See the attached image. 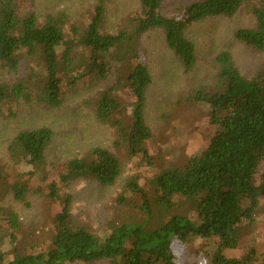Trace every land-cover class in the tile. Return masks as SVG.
<instances>
[{"label": "trees", "instance_id": "16d2710c", "mask_svg": "<svg viewBox=\"0 0 264 264\" xmlns=\"http://www.w3.org/2000/svg\"><path fill=\"white\" fill-rule=\"evenodd\" d=\"M28 1L0 0V68L16 73L23 56L37 59L44 83L43 95L38 98L51 108L61 107L68 93L86 86L92 89L115 74L117 82L96 98L86 100L85 105L101 123L116 130L115 144L137 157L147 156L145 143L152 138L145 112L153 77L138 52L143 34L162 29L168 47L190 72L197 64V51L186 36L189 25L208 17L233 16L248 0H197L186 7L181 18L164 13L165 0H140L138 12L130 19L131 27L117 33L106 31L111 0H95L93 16L83 34L78 36L73 27L72 37L66 31L65 13L48 14L40 22L36 2L30 0L28 5ZM261 2V7L253 9L255 26L240 28L235 36L264 52V0ZM76 59L82 70L70 74ZM215 61L216 79L198 85L186 101L207 104L218 131L203 153L190 157L184 165L165 168L154 178L164 206H171L176 195L188 198L200 215L199 221L180 213L157 215L136 176H130L126 186L144 200L140 205L145 215L142 221H122L104 236L77 221L72 212L73 196L68 191L71 182L84 177L101 186H113L123 174L122 159L98 146L86 155L66 160L60 182L50 185L46 193L58 209L51 216L50 245L30 252L19 247V215L11 210L13 232L8 240L12 249L0 250V264H179L175 241L186 243L195 236L217 241L212 264H248L250 256L231 258L224 250L239 244L237 225L253 220L264 199V171L256 179L264 166V80L244 76L230 51H221ZM124 88L132 96L130 102L120 96ZM20 99L31 100L23 82L0 81V102L9 104ZM53 138L51 127L26 128L16 134L8 151L18 168L40 165ZM0 187L1 196L12 195L22 204H30V186L20 179L6 181L2 169Z\"/></svg>", "mask_w": 264, "mask_h": 264}, {"label": "rangeland", "instance_id": "374dc122", "mask_svg": "<svg viewBox=\"0 0 264 264\" xmlns=\"http://www.w3.org/2000/svg\"><path fill=\"white\" fill-rule=\"evenodd\" d=\"M34 1L40 22L48 14L65 13L68 16L66 31L69 37H72L73 27L78 30V36L83 34L95 7V0ZM194 1L197 0H165L164 13L181 18L186 7ZM262 5L261 0H248L233 16L208 17L189 25L186 36L195 43L197 51V64L190 72L184 70L168 47L162 29L143 34L139 43V59L147 65L153 77L145 112L147 124L152 130V138L145 143L147 156L132 157L125 147L117 146L116 130L101 123L93 110L85 105L86 100L96 98L100 91L117 82L115 74L92 89L86 86L68 93L61 107L51 108L38 98L43 95L44 83L39 76L43 74L42 69L36 66L37 59L23 56L16 73L0 68V81L23 82L31 96L29 101L0 102V169L6 181L20 179L31 189L29 205L15 200L12 195H0V250L12 249L8 240V234L13 232L9 218L11 210L19 215L20 229L16 232L19 247L30 252L46 249L50 245L51 216L58 209L46 193L50 185L60 182V171L66 160L86 155L98 146L108 148L122 159L123 174L113 186H101L84 177L71 182L68 191L73 196L72 212L77 221L87 224L100 236L106 235L122 221H142L145 215L140 205L144 200L140 194L128 191L126 184L130 176L138 178L157 215L180 213L196 221L200 219L193 201L180 195L172 198L171 206H164L162 191L154 183V178L165 168L184 165L190 157L203 153L218 131V126L211 121L210 107L203 103H187L186 98L198 85L212 83L216 79L218 67L215 59L221 51L232 53L244 76L264 80V52L237 40L235 36L238 29L255 26L253 9ZM139 7L140 0H111L107 6L106 31L117 33L130 28V19ZM82 66L76 59L72 65L75 70L71 67L69 73L75 74L78 68L82 70ZM122 92L120 96L123 100L130 102L132 96L129 90L124 88ZM41 126L51 127L54 131L53 143L45 161L40 165L18 168L8 151L11 141L21 130ZM263 171L264 166H261L257 180ZM237 228L239 244L225 249L224 253L231 258L248 255V264H263L264 199H261L255 218L244 220ZM174 245L179 264H212L217 241L195 236L186 243L176 240ZM92 264H108V261Z\"/></svg>", "mask_w": 264, "mask_h": 264}]
</instances>
